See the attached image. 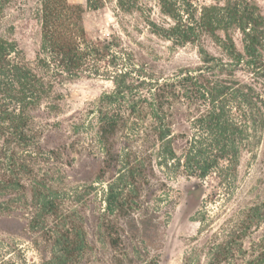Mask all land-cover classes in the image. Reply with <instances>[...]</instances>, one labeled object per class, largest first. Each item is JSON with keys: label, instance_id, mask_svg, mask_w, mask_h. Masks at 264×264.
I'll return each instance as SVG.
<instances>
[{"label": "trees", "instance_id": "trees-1", "mask_svg": "<svg viewBox=\"0 0 264 264\" xmlns=\"http://www.w3.org/2000/svg\"><path fill=\"white\" fill-rule=\"evenodd\" d=\"M157 1L170 22L149 17L150 33L190 49L161 66L125 65L131 48L90 36L80 4L0 0V217L56 244L59 264H157L174 183L214 177L231 190L241 153H264V16L237 1ZM91 75L112 87L61 116L65 86ZM208 244L206 264H264V197L229 213Z\"/></svg>", "mask_w": 264, "mask_h": 264}, {"label": "rangeland", "instance_id": "rangeland-1", "mask_svg": "<svg viewBox=\"0 0 264 264\" xmlns=\"http://www.w3.org/2000/svg\"><path fill=\"white\" fill-rule=\"evenodd\" d=\"M83 6L84 28L93 38H105L113 33L120 35L131 48L125 65L148 62L166 65L190 57L188 47L174 48L167 40L150 33L147 19L161 22L164 17L157 0H137L133 9L120 10L114 1H105L99 8H89L84 0H68ZM237 1L247 3L264 16V0H188L194 9L201 5L223 4ZM181 14L184 8L177 4ZM17 12L15 5L4 9V21L12 19ZM236 45L240 48V35L234 34ZM127 55L125 54V57ZM139 63V62H138ZM107 69V70H106ZM107 62L101 64V71H113ZM111 82L105 76H82L65 86V98L61 116L83 109L94 102L98 96L110 89ZM85 166L94 168L96 162L84 161ZM264 153L259 149L243 151L237 170V182L231 190L217 185L214 177L204 181L197 179H178L174 183L177 205L172 212L162 235L157 251V264H206L209 258L208 242L212 240L218 225L232 211L264 197ZM199 182V183H198ZM200 186L197 187L195 184ZM195 185V186H194ZM26 221L13 216L0 217V264H59L55 259L57 245L46 243L30 231Z\"/></svg>", "mask_w": 264, "mask_h": 264}]
</instances>
